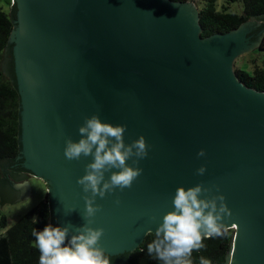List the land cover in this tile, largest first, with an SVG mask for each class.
Wrapping results in <instances>:
<instances>
[{
    "label": "water",
    "instance_id": "water-1",
    "mask_svg": "<svg viewBox=\"0 0 264 264\" xmlns=\"http://www.w3.org/2000/svg\"><path fill=\"white\" fill-rule=\"evenodd\" d=\"M13 1L2 69L20 97V155L0 161L2 207L29 198L17 184L29 172L48 185L49 224L69 227V241L78 235L91 193L77 181L94 160H68L66 141L79 142L85 119L99 115L127 126L126 145L144 136L149 146L131 188L96 197L102 210L89 227L104 229L99 246L111 264L155 234L179 187L200 184L212 188L202 199L223 195L232 212L226 264H264V92L234 70L264 38V16L203 38L187 1Z\"/></svg>",
    "mask_w": 264,
    "mask_h": 264
},
{
    "label": "clouds",
    "instance_id": "clouds-1",
    "mask_svg": "<svg viewBox=\"0 0 264 264\" xmlns=\"http://www.w3.org/2000/svg\"><path fill=\"white\" fill-rule=\"evenodd\" d=\"M126 131V125L113 126L102 122L99 115H93L86 118L84 125L79 128L82 137L79 142L71 139L66 141L65 157L68 160H79L82 156H91L94 160L86 166V174L77 181L84 193H91V196L84 197V219L87 223L77 229L79 234L72 235L70 241L69 227L48 224L43 231H34V246L40 252L39 264H111L110 257L99 246L104 229H94L89 225L102 210L96 204L97 196L103 199L117 188L121 192L131 188L133 182L143 174V169L138 165L140 160L148 157L149 146L144 136L126 145ZM205 155L204 150L198 153L199 157ZM130 159L136 167L128 165ZM206 171V167H200L197 175L203 176ZM106 173H111L107 180ZM213 187L217 192L220 191L218 186ZM211 192L212 188H205L203 184L189 189L179 187L176 190L173 198L175 210L163 217L155 238L147 246L150 256L155 255L163 264H191L192 252L204 247L205 238L227 235L229 228L223 221L225 216L231 217L232 212L223 195L201 198ZM116 204H120L119 199ZM152 219L155 220V217ZM201 264L211 262L202 257Z\"/></svg>",
    "mask_w": 264,
    "mask_h": 264
},
{
    "label": "trees",
    "instance_id": "trees-1",
    "mask_svg": "<svg viewBox=\"0 0 264 264\" xmlns=\"http://www.w3.org/2000/svg\"><path fill=\"white\" fill-rule=\"evenodd\" d=\"M6 3L10 11L0 7V161L16 160L20 155V97L13 81L5 77L2 69L6 48L15 28L11 14L13 0H6ZM198 9L201 36L207 38L215 34L229 33L252 19L264 16V0H223L222 3L217 0H198ZM256 55L260 65L256 64L252 72L238 68L235 72L247 87L264 92V38L256 50ZM21 176L28 179L32 175L29 172H21ZM43 199L31 212L0 236V264H39L40 252L38 247L34 246L33 232L43 231L51 222V206L47 192ZM5 221L4 218L3 226ZM233 235L232 229L224 237L205 238L204 247L192 252L191 264H201L202 257L211 264H226ZM154 238L155 234H148L140 247L129 254L125 264H163L155 255L148 254L147 246Z\"/></svg>",
    "mask_w": 264,
    "mask_h": 264
},
{
    "label": "rangeland",
    "instance_id": "rangeland-1",
    "mask_svg": "<svg viewBox=\"0 0 264 264\" xmlns=\"http://www.w3.org/2000/svg\"><path fill=\"white\" fill-rule=\"evenodd\" d=\"M217 1L219 3L223 2V0ZM187 2L189 5L194 4L198 9V0H187ZM0 7H2L5 11H10V7L7 5L6 0H0ZM250 24L251 21L248 22L247 26ZM259 46L250 53L239 56L234 63V70L238 68L244 71L252 72L256 64L260 65V62L257 61L256 55V50ZM29 178H31L30 183L32 184V192L30 191L29 198L27 200L16 204H5L4 207H2V199L0 198V236L4 235L8 229H10L23 216L31 212L44 200V194L47 192L48 185L43 180L34 178L33 176H30ZM4 218L6 219L5 226L2 225Z\"/></svg>",
    "mask_w": 264,
    "mask_h": 264
},
{
    "label": "crops",
    "instance_id": "crops-1",
    "mask_svg": "<svg viewBox=\"0 0 264 264\" xmlns=\"http://www.w3.org/2000/svg\"><path fill=\"white\" fill-rule=\"evenodd\" d=\"M18 185L20 186H28L30 191L32 192V184L30 183V179H26V180H23V181H20L17 183Z\"/></svg>",
    "mask_w": 264,
    "mask_h": 264
},
{
    "label": "built area",
    "instance_id": "built-area-1",
    "mask_svg": "<svg viewBox=\"0 0 264 264\" xmlns=\"http://www.w3.org/2000/svg\"><path fill=\"white\" fill-rule=\"evenodd\" d=\"M13 3H14V1H13Z\"/></svg>",
    "mask_w": 264,
    "mask_h": 264
}]
</instances>
